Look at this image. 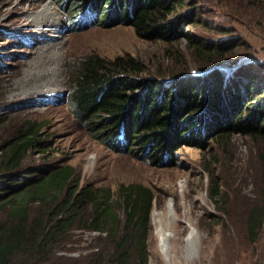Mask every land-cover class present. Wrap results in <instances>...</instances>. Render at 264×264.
I'll return each mask as SVG.
<instances>
[{"label":"rangeland","instance_id":"obj_1","mask_svg":"<svg viewBox=\"0 0 264 264\" xmlns=\"http://www.w3.org/2000/svg\"><path fill=\"white\" fill-rule=\"evenodd\" d=\"M188 1L194 5L185 6L183 13L190 11V17H180L171 26L178 32L175 35L182 37L160 41L137 37L124 23L123 15L116 13L115 2L99 22L76 29L70 23L71 0H0V144L12 126L29 121L42 124L43 138L27 153L22 168L71 166L80 186L109 188L113 194L121 184L148 188L153 195L148 264H166L159 249L160 225L171 231L168 257L173 264H264V222L257 241L248 244L243 237L246 211L259 195V153L264 150V139L237 133L212 139L197 135L194 138L201 145L185 143L171 156L152 160L127 154L124 147L118 150L114 141L101 143L70 105V68L90 55L111 59L127 54L145 65L147 71L142 76H157L159 71L167 80L171 72H183V77L208 79L207 84L214 79L211 76L218 65L220 69L233 59H244L228 75L233 78L230 87L247 72L264 73V34L255 23L249 26L234 21L209 0ZM47 5L45 14L38 15ZM192 20L196 23L190 24ZM183 36L220 47L224 53L215 61L218 67L202 74L201 59ZM229 71L218 72L225 76ZM205 121L211 123L208 117ZM210 171L227 196L228 204L221 206L224 213H219L216 203L209 199L213 190ZM168 204L174 215L167 214ZM37 206L35 202L30 204V214L39 211ZM117 213L122 225L124 208H117ZM191 228L196 232L191 242L194 256L187 260L185 238ZM97 236L74 230L64 239L58 256L90 253Z\"/></svg>","mask_w":264,"mask_h":264},{"label":"trees","instance_id":"obj_2","mask_svg":"<svg viewBox=\"0 0 264 264\" xmlns=\"http://www.w3.org/2000/svg\"><path fill=\"white\" fill-rule=\"evenodd\" d=\"M113 2L137 37L160 41L182 37L171 26L180 17L189 18L190 11L183 13L185 6L194 5L188 0H71L70 23L76 29L89 27L105 17ZM209 2L234 21L255 23L264 34V0ZM183 37L201 59L202 74L221 67L215 62L224 53L220 47ZM242 61L233 59L221 70L218 67L207 84L208 79L183 77V72H171L167 80L159 71L157 76H142L145 65L127 54L111 59L90 55L70 68V105L101 143L114 141L116 149L124 147L127 154L152 160L171 156L185 143L201 145L197 135L212 139L237 133L264 139V73L247 72L230 87L233 78L228 75ZM228 69L225 76L218 72ZM42 129V124L30 121L12 126L0 144V264H148L152 192L135 184H121L114 194L109 188L80 186L71 166L22 168L27 153L40 144ZM259 160V195L243 224L248 244L258 240L264 222V150ZM209 173L213 182L209 199L224 213L221 206L228 204L227 196ZM34 202L39 211L32 215L29 206ZM119 207L125 211L122 225ZM74 230L97 233L94 250L83 256H58Z\"/></svg>","mask_w":264,"mask_h":264},{"label":"bare ground","instance_id":"obj_3","mask_svg":"<svg viewBox=\"0 0 264 264\" xmlns=\"http://www.w3.org/2000/svg\"><path fill=\"white\" fill-rule=\"evenodd\" d=\"M47 9H48V5L45 6L44 10L42 12L38 13V15L45 14ZM32 20H33V17H32ZM167 214H171V215L173 214L174 215L172 207L170 206V204H168V206H167ZM195 233H196L195 230L193 228H191V230L189 231V233L187 234V236L185 238V243H186L185 255H186L187 260H190V257L194 256V248H193V244H191V242L193 240H195V238H196ZM157 234L159 237V249H160L161 254L163 255V257L165 259L166 264H173L171 259L168 257V254H169L168 253V243H169V239L172 237L171 231L165 230L160 225L158 230H157Z\"/></svg>","mask_w":264,"mask_h":264},{"label":"water","instance_id":"obj_4","mask_svg":"<svg viewBox=\"0 0 264 264\" xmlns=\"http://www.w3.org/2000/svg\"><path fill=\"white\" fill-rule=\"evenodd\" d=\"M225 68V67H224Z\"/></svg>","mask_w":264,"mask_h":264}]
</instances>
